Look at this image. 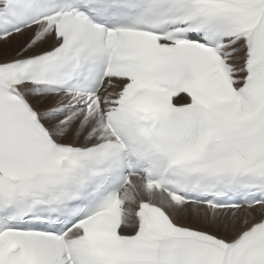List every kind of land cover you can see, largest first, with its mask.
I'll use <instances>...</instances> for the list:
<instances>
[{"label": "snow or ice", "instance_id": "6c2138e0", "mask_svg": "<svg viewBox=\"0 0 264 264\" xmlns=\"http://www.w3.org/2000/svg\"><path fill=\"white\" fill-rule=\"evenodd\" d=\"M0 264H264V0H0Z\"/></svg>", "mask_w": 264, "mask_h": 264}, {"label": "bare ground", "instance_id": "6f19581e", "mask_svg": "<svg viewBox=\"0 0 264 264\" xmlns=\"http://www.w3.org/2000/svg\"><path fill=\"white\" fill-rule=\"evenodd\" d=\"M25 37H15L13 40L10 42L9 45L5 46L3 44H0V48L3 47H8L9 51H14L18 50L19 47H21L24 43Z\"/></svg>", "mask_w": 264, "mask_h": 264}]
</instances>
